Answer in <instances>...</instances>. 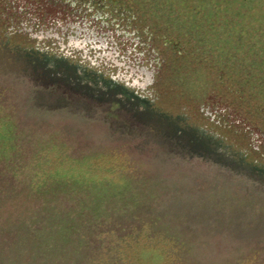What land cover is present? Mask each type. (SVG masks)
Instances as JSON below:
<instances>
[{"label":"rangeland","instance_id":"1","mask_svg":"<svg viewBox=\"0 0 264 264\" xmlns=\"http://www.w3.org/2000/svg\"><path fill=\"white\" fill-rule=\"evenodd\" d=\"M7 1L20 17L11 31L42 60L24 51L0 72V180L16 196L0 202V226L50 208L68 217L32 253L19 260L9 250L0 264H89L90 248L75 251L77 242L118 221L151 226L166 240L143 246V263L264 264V137L205 93V73L178 54L195 45L204 56L219 52L208 53L211 61H231L224 29L259 28L264 0L141 4L151 11L153 45L145 33L136 44L99 32L97 42L54 0ZM162 37L179 49H165ZM165 116L186 118L209 142Z\"/></svg>","mask_w":264,"mask_h":264},{"label":"trees","instance_id":"2","mask_svg":"<svg viewBox=\"0 0 264 264\" xmlns=\"http://www.w3.org/2000/svg\"><path fill=\"white\" fill-rule=\"evenodd\" d=\"M260 6L264 7L261 3ZM10 7L7 0H0V72L10 68L12 57L23 58L21 54L25 55L24 51L26 54L42 60L41 53L30 48L31 44L27 37L11 31V28L18 24L20 17L12 12L10 14ZM254 9L256 10L255 7ZM244 17L248 18L247 15L241 18ZM262 19L259 21L263 24L256 26L259 28H249V25H247L246 28L248 29H246L244 34L238 35L231 31L232 28L229 27L224 29L225 33L228 34L224 39V43L229 45V47H226L227 45L222 47L225 48L223 52L225 55L232 53L233 56L230 59L231 61L226 59L224 64L223 62L219 63L208 59V57L213 56L211 54L219 55V52H215L213 48L208 52L211 53L210 56H207L209 55L207 52L205 56L202 53L203 51L197 52L201 48L195 45L190 46L187 50L185 49L186 51L178 52V54L179 56L192 57L195 60L193 63L197 62L194 64L195 67L197 65L205 73L204 79L201 81L203 82L205 93L208 91L212 92L213 95L218 94L217 98L220 103L230 109L235 115L234 117L241 119L246 126L264 137V18ZM236 24H240V22H236ZM211 35H214V38L216 37V33ZM228 39L231 40L229 41ZM183 64L186 65V63ZM193 70L191 68V71ZM185 94L190 95L188 92ZM126 95L130 98V93L126 92ZM165 96L168 99L169 95L166 92ZM180 97V95H175L174 99H169V101H172L170 106L176 108L177 105H181L182 101L180 100L182 99H179ZM165 117L170 118L177 125L188 126L186 127L188 128L186 133L193 140H201L204 143L209 142L207 141L210 140L208 136L199 133L202 129L190 125L186 118L182 116L175 118ZM170 125L172 128L173 125ZM232 137L233 135L230 133L227 138L231 139ZM237 145L243 147L242 144ZM3 184L4 182L0 180V196L5 192ZM15 197L12 193H10V196L5 193L3 198L0 197V202L5 206L7 204L5 201L8 199L13 201ZM56 211L55 208L46 209L40 216H35L33 220L19 221V223L17 222V224L10 226L7 225L9 222V219H7L0 226V257H5L10 250V256L12 255L20 260L24 254L28 253L27 255H29V253H32L33 242L38 241L37 238L48 237L50 239V236L56 235L59 223L62 224L68 217L67 214L57 216L55 214ZM4 224L5 226H3ZM120 224L121 221H118L112 225L113 228L95 230V237H89L88 242L78 241L75 251L78 250V246L81 248L80 251H82L83 246H85V250L90 248L86 259L89 264H150L147 260L143 263L145 260L142 257L141 248L143 246L158 247L160 243L166 240L161 241L163 237L156 231L154 232L151 226L137 223L123 229ZM68 232L60 234L59 239L66 237ZM65 241L66 239L64 243ZM66 244L69 243L67 242ZM52 248L47 249L48 253H42L40 258H47L45 254L50 255L49 253L57 250H52ZM71 250H69L70 255L72 253ZM167 256L166 254L165 257ZM169 262L163 263L169 264Z\"/></svg>","mask_w":264,"mask_h":264},{"label":"flooded vegetation","instance_id":"3","mask_svg":"<svg viewBox=\"0 0 264 264\" xmlns=\"http://www.w3.org/2000/svg\"><path fill=\"white\" fill-rule=\"evenodd\" d=\"M153 1L155 0H54L55 4H58V8L63 9L62 12L66 19L80 21L85 28L92 29L88 35H92L93 40L97 42L99 40L94 35L99 32L101 34L125 35L135 39L136 44L137 40L142 39L139 35L145 33L147 40L152 45L153 36L157 35L155 32L149 31L151 29L149 26L152 18L151 11H148L147 6L141 4ZM215 1L227 2L231 0ZM162 41L165 49H179V46L170 39L162 37ZM121 87L123 88V86Z\"/></svg>","mask_w":264,"mask_h":264}]
</instances>
